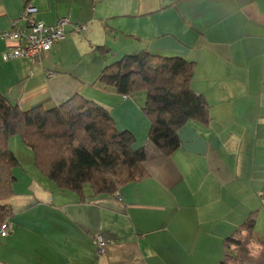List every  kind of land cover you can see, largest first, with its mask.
Returning a JSON list of instances; mask_svg holds the SVG:
<instances>
[{
    "label": "crops",
    "instance_id": "1",
    "mask_svg": "<svg viewBox=\"0 0 264 264\" xmlns=\"http://www.w3.org/2000/svg\"><path fill=\"white\" fill-rule=\"evenodd\" d=\"M28 5L47 25L70 23L35 61L3 59L14 42L0 38V93L21 110L74 94L97 102L133 134L134 148H146L147 175L115 195L85 188L83 198L40 173L12 136L19 163L12 194L0 200L11 223L0 264H216L225 237L254 210L255 234L264 236V0H0V34ZM142 50L193 61L191 88L210 106V122L182 126L170 156L148 140L144 90L123 97L96 81L106 65ZM97 234L107 242L102 255Z\"/></svg>",
    "mask_w": 264,
    "mask_h": 264
},
{
    "label": "trees",
    "instance_id": "2",
    "mask_svg": "<svg viewBox=\"0 0 264 264\" xmlns=\"http://www.w3.org/2000/svg\"><path fill=\"white\" fill-rule=\"evenodd\" d=\"M97 49L104 54L105 46ZM195 63L179 56H161L142 50L106 65L97 82L123 97L144 90L142 111L149 119V142L170 156L181 144L179 129L195 120L210 122L209 104L191 88ZM18 136L32 152L35 167L59 188L85 197L117 194L127 183L147 175L144 146L115 127L108 109L80 94L45 109L21 110L0 93V200L13 190L18 159L8 140ZM264 199V194H261ZM257 211H251L223 240L224 256L216 264H264V236L255 234ZM9 208L0 205V223Z\"/></svg>",
    "mask_w": 264,
    "mask_h": 264
},
{
    "label": "built area",
    "instance_id": "3",
    "mask_svg": "<svg viewBox=\"0 0 264 264\" xmlns=\"http://www.w3.org/2000/svg\"><path fill=\"white\" fill-rule=\"evenodd\" d=\"M37 8L31 5L25 6L20 20L11 22L8 30L0 34V38L5 41H13L14 45L7 47L3 52V59H13L17 57L29 58L33 61L47 53L51 48L65 37V27L70 23L69 17H61L54 24L47 25L37 19ZM77 30L82 27L77 26ZM11 231V223L4 220L0 223V236L5 237ZM97 245V255H102L107 244L101 234L95 236Z\"/></svg>",
    "mask_w": 264,
    "mask_h": 264
},
{
    "label": "rangeland",
    "instance_id": "4",
    "mask_svg": "<svg viewBox=\"0 0 264 264\" xmlns=\"http://www.w3.org/2000/svg\"><path fill=\"white\" fill-rule=\"evenodd\" d=\"M210 107V106H209ZM210 109V108H209ZM15 137H17L18 138V136H15Z\"/></svg>",
    "mask_w": 264,
    "mask_h": 264
}]
</instances>
